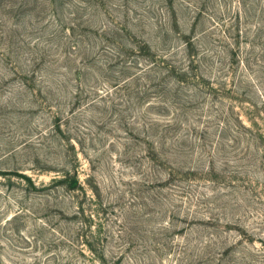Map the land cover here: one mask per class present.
Wrapping results in <instances>:
<instances>
[{"label": "rangeland", "instance_id": "374dc122", "mask_svg": "<svg viewBox=\"0 0 264 264\" xmlns=\"http://www.w3.org/2000/svg\"><path fill=\"white\" fill-rule=\"evenodd\" d=\"M0 264H264V0H0Z\"/></svg>", "mask_w": 264, "mask_h": 264}]
</instances>
